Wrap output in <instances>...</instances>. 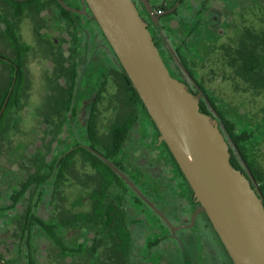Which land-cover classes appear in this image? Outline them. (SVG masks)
I'll return each mask as SVG.
<instances>
[{"label": "flooded vegetation", "instance_id": "1", "mask_svg": "<svg viewBox=\"0 0 264 264\" xmlns=\"http://www.w3.org/2000/svg\"><path fill=\"white\" fill-rule=\"evenodd\" d=\"M64 1L73 9L58 0H30L18 18L0 23V91L7 64L15 69L13 90L20 70L23 89H29L32 46L24 40L23 21L53 59L46 98L35 111L44 126L32 132L41 141L32 160L39 180L12 203L11 194L20 193L30 175L15 172L8 200L0 196V260L234 264L205 212L190 227L168 224L166 218L174 226L191 223L199 205L194 191L88 4ZM133 1L171 75L199 94L201 110L218 122L229 143L231 162L263 194L257 144L264 115L256 125L232 131L220 111L243 101L226 89H264H258V75L264 74V0H148L157 19L143 0ZM17 43L30 47L24 51ZM254 129L250 137L238 138ZM25 147L19 144L13 154L22 159ZM0 172L1 190L9 185V172L2 167Z\"/></svg>", "mask_w": 264, "mask_h": 264}, {"label": "water", "instance_id": "2", "mask_svg": "<svg viewBox=\"0 0 264 264\" xmlns=\"http://www.w3.org/2000/svg\"><path fill=\"white\" fill-rule=\"evenodd\" d=\"M66 9H73L58 0ZM90 7L132 85L138 91L199 202L189 224L205 212L234 264H264V197L230 159L218 122L200 108L199 94L172 76L148 24L133 0H84ZM148 12L155 11L143 0ZM177 4L165 12L175 10ZM17 75L14 78L16 80ZM13 85L5 99L4 112ZM101 156L106 159L102 154ZM107 160V159H106ZM0 264H6L0 260Z\"/></svg>", "mask_w": 264, "mask_h": 264}, {"label": "rangeland", "instance_id": "3", "mask_svg": "<svg viewBox=\"0 0 264 264\" xmlns=\"http://www.w3.org/2000/svg\"><path fill=\"white\" fill-rule=\"evenodd\" d=\"M29 1L30 0H0V23L2 27L4 26L3 20L7 18L13 20L18 18V12H20ZM23 23L25 27L24 29L21 28V30H23L24 33V40L32 46L27 60L29 89L25 91L22 97L19 113L17 114V121H15V123L12 122L5 129V133L0 135V168H6L9 172L7 177L9 185L0 190V196H2V198L6 197V201L8 200L12 188L15 186V172H17L18 176L22 175V177L25 178L35 170L32 160L35 157V147L37 144H40L41 141L37 140L32 132L38 124L39 126L43 125V123H38V120L35 118V111L37 106L42 103V100L46 98L47 89L45 83L47 82L48 74L51 73L53 68V59L43 53L41 43L37 42L36 38L33 36L30 22L25 20ZM64 46L66 47L67 44H64ZM262 76H264V74H262ZM226 91L228 95L243 100L238 106L223 108L227 110V114H231V117L238 121L241 127H249V123L253 122V125H256V122L261 120L264 115V89H248L245 91H229L226 89ZM12 124H15V126H12ZM258 139H261L259 135ZM19 144L26 146L22 159H19V153L13 154ZM252 145L255 146V143H252ZM257 146L258 157L261 158V161L264 163V142L263 144H257ZM31 190L27 192L28 195L31 193ZM43 252L45 253L46 251L44 250ZM39 253L42 254L41 250ZM39 260L41 263L43 262L42 264H46L44 261L45 258Z\"/></svg>", "mask_w": 264, "mask_h": 264}, {"label": "trees", "instance_id": "4", "mask_svg": "<svg viewBox=\"0 0 264 264\" xmlns=\"http://www.w3.org/2000/svg\"><path fill=\"white\" fill-rule=\"evenodd\" d=\"M14 46L16 45L15 43H13ZM18 48H20L21 50L27 51L30 47L29 44L27 43H17ZM25 60V59H24ZM23 60V61H24ZM14 73H15V69L13 68V66H10L9 64H7V75H6V85L5 88L3 90L0 91V110L2 108V105L8 95L9 89L12 85L13 82V77H14ZM24 79H25V71L20 70L19 75H18V80L16 82V85L14 87V90L10 96L9 102L7 104V107L0 119V135L3 134V131L12 123V117L10 116L14 109L16 108L17 102L20 98L23 97L24 93L26 90L23 89V83H24ZM264 87V76H260L258 75V89ZM225 123L227 124V126L233 131L235 130V128L237 126H239L238 121L235 120L236 123H234L233 121H231L228 117H227V110L220 111ZM15 123V121H13ZM18 123V122H16ZM254 123V122H253ZM12 126H15V124H12ZM254 130H245L242 131L240 134H238V138L243 139V138H247L251 136V132L255 133ZM258 135L259 138L261 137V139H258V144L261 143V141H264V121L263 122H258ZM39 175V174H38ZM37 174L35 175L34 173H30L28 180L23 184V190L18 193V192H14L11 194V200L13 201L12 203H15L19 200V197L23 194L26 193V190L30 188V185L33 181H38V176ZM261 189L263 191V195H264V184L261 185Z\"/></svg>", "mask_w": 264, "mask_h": 264}]
</instances>
